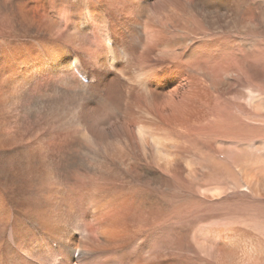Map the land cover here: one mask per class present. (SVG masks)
Returning a JSON list of instances; mask_svg holds the SVG:
<instances>
[{
    "label": "bare ground",
    "instance_id": "obj_1",
    "mask_svg": "<svg viewBox=\"0 0 264 264\" xmlns=\"http://www.w3.org/2000/svg\"><path fill=\"white\" fill-rule=\"evenodd\" d=\"M254 3L0 0V264H264Z\"/></svg>",
    "mask_w": 264,
    "mask_h": 264
},
{
    "label": "rangeland",
    "instance_id": "obj_2",
    "mask_svg": "<svg viewBox=\"0 0 264 264\" xmlns=\"http://www.w3.org/2000/svg\"><path fill=\"white\" fill-rule=\"evenodd\" d=\"M255 9H256V15H259V13L261 12L260 11V8L261 10L264 11V0H255ZM261 5V6H260ZM261 20V21H260ZM259 22L263 23L264 25V18L262 19H259ZM248 53V55H251V54H256V56L260 59V58H264V34L263 33H260V34H253V37L247 41L246 43V47H242V53ZM122 80V79H120ZM249 88H252V87H246V90H249ZM251 91V90H249ZM248 114V113H247ZM244 113V115H247ZM260 142L261 144H264V138L263 139H259L258 140H253L251 141V148H254L255 146L253 145H256V143ZM257 154L260 155V157L264 158V151L262 150H255ZM202 202V201H201ZM210 202H212L210 200ZM194 206V210H192V212L195 213L196 211V215L198 214H203L205 212H208V210H210L211 208L209 207L210 205H197L198 208L196 207V205H193ZM252 210H254L256 213H264V205H250ZM254 206L257 208H254ZM201 209H203L201 211ZM259 209V210H258ZM263 210V211H262ZM194 214V215H195Z\"/></svg>",
    "mask_w": 264,
    "mask_h": 264
}]
</instances>
